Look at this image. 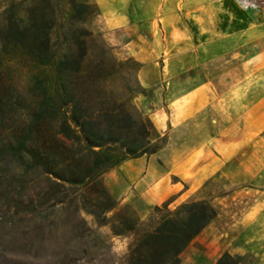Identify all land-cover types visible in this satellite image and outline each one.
I'll return each mask as SVG.
<instances>
[{
    "label": "rangeland",
    "instance_id": "obj_1",
    "mask_svg": "<svg viewBox=\"0 0 264 264\" xmlns=\"http://www.w3.org/2000/svg\"><path fill=\"white\" fill-rule=\"evenodd\" d=\"M115 1L0 0V264H128L136 234H116L111 222L79 211L91 208L89 194L57 185L26 162L31 143H55L53 135L32 132L39 122L50 132L65 131L72 142L63 122L66 116L73 123L74 102L81 114L105 124L126 125L119 117L128 113L149 117L158 131L157 152L104 174L118 200L109 217L122 208L134 211L143 228L166 201L171 209L206 201L213 218L181 253V263L197 259L195 247L203 252L219 240L230 247L220 257L233 256L227 264H260L264 185L220 175L195 187L187 176L195 155H209L214 139H225L228 125L242 119V101L264 94V33L194 31L198 24H233L212 3L185 17L172 14L178 9L169 0H128L126 7L123 0L117 16L121 3ZM36 32L48 33L49 44L34 41ZM60 83L67 90L61 101ZM201 86L203 97L196 91ZM10 140L19 142L16 151L5 146ZM166 177L178 188L158 201Z\"/></svg>",
    "mask_w": 264,
    "mask_h": 264
},
{
    "label": "trees",
    "instance_id": "obj_2",
    "mask_svg": "<svg viewBox=\"0 0 264 264\" xmlns=\"http://www.w3.org/2000/svg\"><path fill=\"white\" fill-rule=\"evenodd\" d=\"M32 38L47 44L50 41V35L44 32H36ZM63 64V56H60L56 63L60 76ZM66 91V86L60 83V101ZM63 108L64 105H59L61 114L65 116ZM119 118L127 124H105L93 113L81 114L74 102L73 123L66 116L63 122L71 132L72 142H68L71 138L65 131L50 132L43 122H39L33 126L32 132L41 137L53 135L55 143L45 139L31 143L32 154H28L26 162L53 177L57 185H71L77 188L78 193L89 194L91 208L80 207L79 211L85 210L100 223L111 222L116 234L134 232L136 235L127 255L128 264H180L181 253L211 222L213 216L209 211L212 207L200 200L185 202L171 209L170 201H166L156 207L155 215L143 228L145 222L134 211L126 213L122 208L109 217L108 213L118 206V200L104 183V174L129 158L151 155L162 146L154 141L158 131L149 117L137 119L128 113H121ZM116 122L120 123L119 120ZM135 128L143 132L135 133ZM13 141L5 144L10 151H16L18 147L19 142ZM229 258L233 256L226 252L215 264H227Z\"/></svg>",
    "mask_w": 264,
    "mask_h": 264
},
{
    "label": "crops",
    "instance_id": "obj_3",
    "mask_svg": "<svg viewBox=\"0 0 264 264\" xmlns=\"http://www.w3.org/2000/svg\"><path fill=\"white\" fill-rule=\"evenodd\" d=\"M122 1L123 0H118V2L121 3V10L118 12L117 16H123V11L128 5V0H124L125 7L122 8ZM169 1H172L175 9H178L173 11L172 14L178 13L179 16L184 15L185 17L188 15L191 16L193 12L197 13V10L212 3L217 6L219 15H222L220 12L226 10L225 13H227L230 20L233 22V24H229L226 28L210 26L209 29L204 25L198 24L194 26V31H223L236 34H250L252 32L264 33V5L254 7L244 0ZM118 2L115 1L116 4ZM192 8L193 10L186 12L187 9ZM245 44L247 43L243 45L245 46ZM215 78L216 77L210 76L211 81L215 80ZM221 80L228 79L225 77V79L221 78ZM204 90H206V88H202V86L196 89L202 97L205 96ZM232 95L237 94L234 92ZM211 96L213 98L212 92ZM240 106L243 107L242 119L238 123H233L230 126L228 125L226 138L220 139L216 137L213 142L215 147L211 149L209 155H195L194 167L191 169L193 172H191L189 177L187 176L195 187H198L209 178L220 175H225L228 178H243V180H249L253 185H264V94L259 95L253 103L250 102V99H244ZM138 163L141 166L143 160H139ZM132 165L133 163L129 166ZM180 184H182V182H180ZM177 188L178 184L173 183L170 177H166L159 186L162 196L158 201L167 199ZM260 239L264 242V237ZM229 248L227 243H221L219 240L212 242L211 246H208V248L206 247V250L203 252H200V250L195 247V253L198 254L197 259H193L189 256L184 263L180 264H214L220 255ZM211 249H213L212 252H210ZM259 253L260 264H264V249H261ZM200 257L202 258L201 261L199 259Z\"/></svg>",
    "mask_w": 264,
    "mask_h": 264
}]
</instances>
